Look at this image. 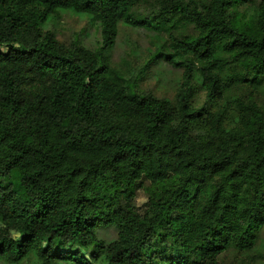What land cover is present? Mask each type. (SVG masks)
<instances>
[{
	"label": "trees",
	"instance_id": "1",
	"mask_svg": "<svg viewBox=\"0 0 264 264\" xmlns=\"http://www.w3.org/2000/svg\"><path fill=\"white\" fill-rule=\"evenodd\" d=\"M247 2L0 0L1 262L251 259L264 227V0ZM149 3L151 16L136 12ZM62 13L99 23L101 46L59 42L45 28ZM121 24L168 32L154 58L182 72L174 99L129 89L111 67ZM184 24L196 35L177 39Z\"/></svg>",
	"mask_w": 264,
	"mask_h": 264
},
{
	"label": "rangeland",
	"instance_id": "2",
	"mask_svg": "<svg viewBox=\"0 0 264 264\" xmlns=\"http://www.w3.org/2000/svg\"><path fill=\"white\" fill-rule=\"evenodd\" d=\"M258 1L251 0V2L242 5V8L250 9ZM150 5L151 7L140 6L136 12L143 17L151 16L155 5ZM45 29L54 31L56 39L66 46L77 42L82 47L95 51L102 43L99 23L91 21L86 16L62 13L52 19ZM167 33L157 34L154 30L129 27L123 24L119 26L116 44L110 53V65L122 72L129 89L135 90V86L139 91L150 92L158 98H175L181 87L182 72L170 67L163 59L154 58L164 43L167 45L170 43ZM172 33L177 39L196 35L194 26L190 24H184L173 30ZM204 100L205 93L199 92L197 95L199 106L203 104ZM146 201L141 191L138 192L135 204L141 208ZM116 235L114 228L101 232V238L105 241L115 239ZM237 257L235 252L225 255L221 258V264H236L242 260H246L250 264H264V227L259 233L255 250L251 252V259L248 260L244 255L239 260L236 259ZM0 264L5 263L0 261ZM23 264H37V262L32 257Z\"/></svg>",
	"mask_w": 264,
	"mask_h": 264
},
{
	"label": "clouds",
	"instance_id": "3",
	"mask_svg": "<svg viewBox=\"0 0 264 264\" xmlns=\"http://www.w3.org/2000/svg\"><path fill=\"white\" fill-rule=\"evenodd\" d=\"M14 235L18 238V235H19V234H14Z\"/></svg>",
	"mask_w": 264,
	"mask_h": 264
}]
</instances>
